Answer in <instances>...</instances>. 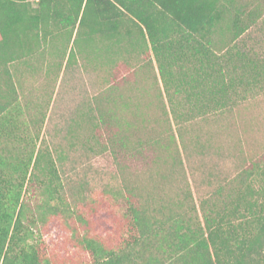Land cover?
I'll use <instances>...</instances> for the list:
<instances>
[{"label": "trees", "instance_id": "1", "mask_svg": "<svg viewBox=\"0 0 264 264\" xmlns=\"http://www.w3.org/2000/svg\"><path fill=\"white\" fill-rule=\"evenodd\" d=\"M260 24L264 31L260 0H0V264H49L40 235L34 237L29 227L39 219L31 218L23 198L25 184L37 177L34 169L47 173L44 204L50 214L59 210L50 202L60 198L52 184L53 160L39 149L35 153L28 126L19 121L16 62L42 51L50 38L72 42L82 53L98 37L113 54L99 59L107 66L122 47L147 55L150 83L159 91L162 85L186 149L185 124L234 104L241 90L264 87V57L239 45L243 34ZM107 88V95L95 99L127 106L116 81ZM103 117L99 109L101 123ZM39 120L32 117L29 124ZM172 140L175 144L174 135ZM167 158L171 173L183 165L177 145ZM123 188L126 206L115 245L108 249L94 239L81 240L96 255L95 264H264V163L259 160L197 205L189 188L179 189L175 203H154L126 181Z\"/></svg>", "mask_w": 264, "mask_h": 264}, {"label": "rangeland", "instance_id": "2", "mask_svg": "<svg viewBox=\"0 0 264 264\" xmlns=\"http://www.w3.org/2000/svg\"><path fill=\"white\" fill-rule=\"evenodd\" d=\"M52 31L58 37L59 29ZM241 39L243 50L264 57L261 24ZM80 41L85 50L83 34ZM49 42L13 68L19 121L28 126L35 153L39 149L51 157L56 169L52 184L60 198L50 205L58 207L57 214H50L44 204L46 172L34 169L38 179L32 175L23 194L26 211L39 219L35 224L25 222L34 237L40 235L49 264L97 263L96 255L82 246L84 237L108 249L115 245L126 206L124 181L142 188L154 203H175L179 189L189 188L197 205L244 165L253 160L264 163V87L241 90L234 104L185 124L184 149L160 81V91L150 83L153 70L144 66L147 55L122 47L107 66L108 61L103 64L99 59L113 54L98 37L82 53L61 38ZM70 47L74 56L68 58ZM113 81L127 106L119 100L114 104L95 99L100 93L107 95ZM32 117L40 119L35 126L29 124ZM175 145L183 165L171 173L167 156Z\"/></svg>", "mask_w": 264, "mask_h": 264}, {"label": "crops", "instance_id": "3", "mask_svg": "<svg viewBox=\"0 0 264 264\" xmlns=\"http://www.w3.org/2000/svg\"><path fill=\"white\" fill-rule=\"evenodd\" d=\"M26 1H30L31 2V1H35V0H26Z\"/></svg>", "mask_w": 264, "mask_h": 264}]
</instances>
